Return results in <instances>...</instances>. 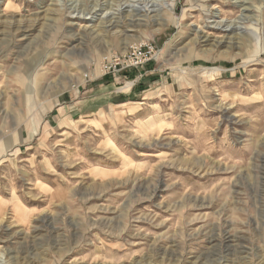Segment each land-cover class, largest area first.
Returning <instances> with one entry per match:
<instances>
[{
  "label": "rangeland",
  "instance_id": "374dc122",
  "mask_svg": "<svg viewBox=\"0 0 264 264\" xmlns=\"http://www.w3.org/2000/svg\"><path fill=\"white\" fill-rule=\"evenodd\" d=\"M0 264H264V0H0Z\"/></svg>",
  "mask_w": 264,
  "mask_h": 264
},
{
  "label": "bare ground",
  "instance_id": "6f19581e",
  "mask_svg": "<svg viewBox=\"0 0 264 264\" xmlns=\"http://www.w3.org/2000/svg\"><path fill=\"white\" fill-rule=\"evenodd\" d=\"M126 7H130V9H131L130 11H132V13H129L124 19L120 18V17H112V18L108 19L105 22V27L112 29V28L119 27L122 23H124L127 27H137V26L144 25L143 18L141 19L139 17V11H141V9L136 7V6H133V5H127ZM147 10H149V12H155L157 9L155 8V6L153 4H150L149 6L147 5V8L145 11H147ZM236 28H237V26L233 27L231 25H224V30L229 31V32H233L234 29L236 30ZM216 42L218 44H221L225 41H222V39H220L219 41L217 40ZM228 43H230V42H228Z\"/></svg>",
  "mask_w": 264,
  "mask_h": 264
},
{
  "label": "built area",
  "instance_id": "2783aa9c",
  "mask_svg": "<svg viewBox=\"0 0 264 264\" xmlns=\"http://www.w3.org/2000/svg\"><path fill=\"white\" fill-rule=\"evenodd\" d=\"M132 62H134V63L131 64L130 66H137L140 63V61L139 62L138 61H132Z\"/></svg>",
  "mask_w": 264,
  "mask_h": 264
}]
</instances>
